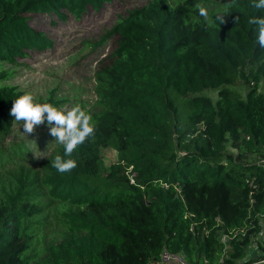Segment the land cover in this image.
<instances>
[{"label": "trees", "instance_id": "16d2710c", "mask_svg": "<svg viewBox=\"0 0 264 264\" xmlns=\"http://www.w3.org/2000/svg\"><path fill=\"white\" fill-rule=\"evenodd\" d=\"M108 1L0 0V134L23 95L5 82L6 65L53 44L26 13L79 16ZM203 1L147 0L108 30L115 45L94 71L95 134L73 152L71 172L51 160L38 179L18 173L0 191V264H150L164 249L189 264H264V49L249 23L264 10L228 0L205 21ZM237 76L250 84L244 96L229 86ZM109 146L116 159L106 165ZM44 194L65 206L64 228L36 257Z\"/></svg>", "mask_w": 264, "mask_h": 264}, {"label": "rangeland", "instance_id": "374dc122", "mask_svg": "<svg viewBox=\"0 0 264 264\" xmlns=\"http://www.w3.org/2000/svg\"><path fill=\"white\" fill-rule=\"evenodd\" d=\"M228 0H204L207 10L222 6ZM147 0H110L99 9L88 6L79 16L66 11L65 18L56 14L27 12L29 23L44 31L53 41L51 47L43 50H27L26 56L18 58L14 64H7L9 77L5 82L15 84L23 94H31L39 103H49L59 109L80 106L90 116L96 104L94 71L108 60V54L115 45V36H105L116 21ZM105 36V37H104ZM241 95H245L250 84L241 76L229 84ZM259 91L264 93V77L259 82ZM217 99V88H204L200 91ZM44 125L28 136L20 122L13 121L7 134H0V191L14 186L18 173H22L28 183L38 179L43 172V164L53 160L58 147ZM4 149V150H2ZM226 149L236 152L228 142ZM102 157L108 165L116 159L112 147L101 148ZM252 159L253 153H246ZM36 156H39L37 158ZM38 198V197H37ZM43 209L39 215L37 233L34 237V253L42 254L44 246L56 240L63 232L62 205L57 199L45 194L41 198ZM264 233L257 235L263 239ZM258 247L251 244L248 256H256Z\"/></svg>", "mask_w": 264, "mask_h": 264}, {"label": "clouds", "instance_id": "9594fccd", "mask_svg": "<svg viewBox=\"0 0 264 264\" xmlns=\"http://www.w3.org/2000/svg\"><path fill=\"white\" fill-rule=\"evenodd\" d=\"M253 6L258 10H264V0H254ZM200 15L208 21V10L199 7ZM216 15L219 24L226 23L225 14ZM249 23L256 26L257 43L264 49V16L253 17ZM11 116L15 122H20L23 132L28 136L36 131V128L47 123L49 134L54 137V141L61 144L64 154L56 155L51 161L52 167L60 174L71 172L77 167V161L72 159L73 152L79 145L83 144L95 134V126L91 122V116L80 106L66 109H59L49 103H38L35 98L28 93L17 97L10 109ZM39 158V156H36Z\"/></svg>", "mask_w": 264, "mask_h": 264}, {"label": "built area", "instance_id": "2783aa9c", "mask_svg": "<svg viewBox=\"0 0 264 264\" xmlns=\"http://www.w3.org/2000/svg\"><path fill=\"white\" fill-rule=\"evenodd\" d=\"M264 162V158L262 159ZM264 233V231L259 232V234ZM221 239L223 241L228 240V236L226 233L221 234ZM264 239V236H263ZM225 246L228 244V242H225ZM254 246H257V242L254 241L252 243ZM150 264H189L184 256V254L180 251H170L167 249H164L161 252L160 258L158 260L151 261Z\"/></svg>", "mask_w": 264, "mask_h": 264}]
</instances>
